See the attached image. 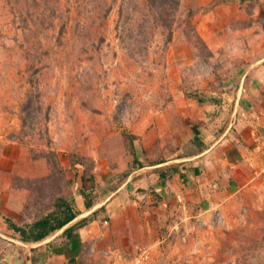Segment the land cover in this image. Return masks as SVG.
Wrapping results in <instances>:
<instances>
[{
    "label": "rangeland",
    "instance_id": "374dc122",
    "mask_svg": "<svg viewBox=\"0 0 264 264\" xmlns=\"http://www.w3.org/2000/svg\"><path fill=\"white\" fill-rule=\"evenodd\" d=\"M262 73L264 0H0V229L89 201L56 264H264V178L188 177ZM47 239L0 230V264H53Z\"/></svg>",
    "mask_w": 264,
    "mask_h": 264
},
{
    "label": "crops",
    "instance_id": "0c3cea01",
    "mask_svg": "<svg viewBox=\"0 0 264 264\" xmlns=\"http://www.w3.org/2000/svg\"><path fill=\"white\" fill-rule=\"evenodd\" d=\"M261 70L257 69V72ZM262 74L264 80V73ZM255 79L256 77L251 76V80L250 77L248 80L249 83L247 81L246 85L250 87L249 93L239 90V93L237 92L232 98L233 100L231 99L230 106L232 108L229 110L228 121L215 130L218 132L216 137L212 133V128L206 129V127L197 135L200 137L198 141L201 148L194 155L193 166L197 168L196 176L192 175L190 171L188 177L189 179H204L205 185L207 183L212 185L208 187L211 193L216 191L218 186L238 191L259 177L264 178V99L262 96L256 102L251 98V95L258 93L261 87ZM260 79L258 78V81ZM92 208L91 204V207L85 208L84 212L75 213L72 211L76 217L59 231L51 233L49 239L46 238L48 241L54 236L59 237L50 244L51 246L48 242L44 248V250L46 248L54 250L53 253L47 255L53 264L68 262L81 252L86 238L83 233L89 227L88 219L90 215L102 209V206L95 210ZM78 211L82 210L78 209ZM78 222L80 224L76 225L68 236L62 234L66 228L74 226ZM59 240L64 241L62 246L59 245Z\"/></svg>",
    "mask_w": 264,
    "mask_h": 264
},
{
    "label": "trees",
    "instance_id": "16d2710c",
    "mask_svg": "<svg viewBox=\"0 0 264 264\" xmlns=\"http://www.w3.org/2000/svg\"><path fill=\"white\" fill-rule=\"evenodd\" d=\"M84 206L86 209H89L91 207V202L85 201ZM75 217H76L75 213H73L72 210L67 209L62 215V217L60 218H55V219L44 218L42 220L35 222L32 225L31 230L29 231L22 229L18 226H15L14 224H9L10 226L9 229L2 228L0 230H2L3 232H6L7 235L16 236V238L21 242H40V241L45 240L51 233L59 231L61 228H63L65 225L71 222ZM79 224L80 222H78L74 226L66 228L62 234H65V236H68L70 231L76 225H79ZM70 261L73 262V259H70L69 262Z\"/></svg>",
    "mask_w": 264,
    "mask_h": 264
}]
</instances>
